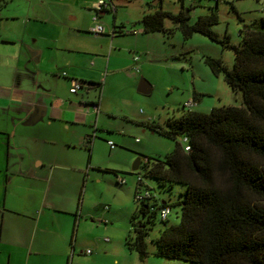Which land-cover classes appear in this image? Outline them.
Here are the masks:
<instances>
[{
    "label": "crops",
    "instance_id": "0c3cea01",
    "mask_svg": "<svg viewBox=\"0 0 264 264\" xmlns=\"http://www.w3.org/2000/svg\"><path fill=\"white\" fill-rule=\"evenodd\" d=\"M3 1L0 10V264H69L72 259V264H81L76 247L94 262L100 255L93 257L92 251L86 254L89 249L82 250L89 245L84 243L85 235L90 234L91 245L98 249L97 240L101 235L95 229H100L105 238L110 222L105 211L87 210L94 209L87 203L94 191L95 169L86 161V154L90 152L86 139L88 127H92L101 110L100 97L95 100L89 95L92 89L101 86L95 83V77L110 67L119 34L114 33V24L104 34L90 36L88 30L93 18L88 12V20L84 22L85 15L79 13L85 12V6L93 8L98 0ZM16 1L19 5L15 6ZM107 1L109 7L98 13L99 16L107 11L116 13L112 0ZM185 1L190 3L182 0V5ZM47 5L68 8L66 18L75 21V25L65 24L61 9L55 11ZM23 6L27 7L26 14L8 10ZM77 8L79 12L74 11ZM79 16L81 22H77ZM7 22L11 23L8 27L4 24ZM139 55L132 57L130 68L128 65L113 68L110 73L125 71L130 77H136L139 62L145 63L142 57L134 60ZM75 82L85 86L71 93ZM141 82L151 90L144 80ZM146 121L150 118L141 122ZM133 187L134 184L132 191ZM132 194L134 197V191ZM98 206L110 211L104 202ZM102 248L105 252L112 249L109 245Z\"/></svg>",
    "mask_w": 264,
    "mask_h": 264
},
{
    "label": "trees",
    "instance_id": "16d2710c",
    "mask_svg": "<svg viewBox=\"0 0 264 264\" xmlns=\"http://www.w3.org/2000/svg\"><path fill=\"white\" fill-rule=\"evenodd\" d=\"M199 1L182 5L178 13L163 10V0L155 6L147 2L156 10L143 15L142 33L166 32L168 19L185 39L198 33L220 42L233 53L232 67L212 57L205 62L214 75L223 76L232 91L241 93L242 101L208 113L183 110L163 125L141 123L174 142L164 159H154L152 164L149 157L141 159L144 176L164 190L175 184L186 187L178 203L180 223L161 231L154 240V255L193 264H264V15L244 25L238 32L239 44L234 45L213 31L219 22L214 9L188 23L189 12ZM3 4L0 0V10ZM125 31L133 34L131 29ZM86 142L91 143L89 136ZM136 176L134 202L138 207L130 216L125 245L144 261L149 254L148 231L157 219L167 221L168 216L162 219L160 214L166 208L170 213L171 207L143 182V176ZM143 185L149 196L135 200Z\"/></svg>",
    "mask_w": 264,
    "mask_h": 264
},
{
    "label": "rangeland",
    "instance_id": "374dc122",
    "mask_svg": "<svg viewBox=\"0 0 264 264\" xmlns=\"http://www.w3.org/2000/svg\"><path fill=\"white\" fill-rule=\"evenodd\" d=\"M14 4L19 5L17 1ZM112 4L117 8L116 13L107 11L99 16L90 6L83 7L85 12L79 13V15H85L84 22L88 20L86 16L88 12L92 18L97 17L106 31L111 30L114 24L117 31L119 28L124 29L122 34L117 35L116 51L110 67L103 69L95 77L97 81L95 83H100L101 86L92 89L89 95L95 100L100 97L101 110L97 118L93 120L92 127H88L91 143L87 142L90 152L86 154V161H89V165H93L95 169V183L92 185L94 187L93 193L91 192L92 199L87 203L88 207L94 209L87 210L105 211L106 219L110 222L108 223L110 230L105 234L108 238H105L110 242L106 243L104 234L99 232L100 229H95V233L101 235L96 236L100 241L97 240L98 249L91 245L92 240L88 233L85 235L84 243L87 242L89 245L82 250L89 249L93 252V257L99 253L98 259L96 258L93 262L89 259L90 256L80 254L78 247H76V254L81 264H193L154 255V240L160 236L161 231L180 223L178 203L186 187L175 184L171 190H164L155 180L144 176L146 168L143 166L137 171H132L136 159L141 161L144 157H149L152 164L154 159H164L174 148L172 140L166 139L140 123L150 118L149 122L163 125L167 119L180 116L183 110L208 113L212 108L239 105L242 101L241 93L232 91L225 83L223 76L214 75L205 62L206 57L221 59L230 69L233 53L224 48L220 42L198 33L185 39L168 19L164 24L166 32L141 34L140 21L143 15L154 12L156 8L150 6L145 0H112ZM189 4L185 1L186 7H189ZM47 6L54 8L55 11L57 8L61 9L64 23L75 25V21L66 18L68 8L57 5ZM181 6V2H174V0L162 2V9L172 13H178ZM210 9L216 10L219 17L218 24L212 27L219 39L224 40L228 37L231 44L238 45L239 30L264 15V0H201L191 8L188 23H194L198 16L207 14ZM8 10L10 13L11 11L27 13L26 6L9 7ZM74 11L79 12V9ZM79 18L77 22H81L82 18ZM4 24L8 27L11 23ZM16 26L19 25L16 24ZM130 27L136 28L139 33L133 35L127 33L125 30H130ZM0 33H2L1 27ZM90 36L100 35L90 33ZM94 47L99 49V45ZM136 54H140L138 59L139 57L145 59V63L139 62L140 70L135 72L136 77H130L125 71L110 73L113 68H123L127 65L130 68L132 57ZM141 80L150 86L149 93L139 92ZM108 141L113 143V149L108 146ZM137 173L143 176V182L154 190L155 195L171 207L167 221L161 222L157 219L149 229L146 238L149 254L144 261H141L136 253L129 251L125 245V239L130 231V216L138 207L132 194ZM118 178L125 179L126 185H118ZM132 184H134L133 191ZM103 202L110 206L109 212L108 209L100 206L96 208ZM98 215L99 213L95 216ZM108 245L112 249L105 252L102 247ZM72 262L73 259L69 260V264Z\"/></svg>",
    "mask_w": 264,
    "mask_h": 264
},
{
    "label": "built area",
    "instance_id": "2783aa9c",
    "mask_svg": "<svg viewBox=\"0 0 264 264\" xmlns=\"http://www.w3.org/2000/svg\"><path fill=\"white\" fill-rule=\"evenodd\" d=\"M128 1H131V0H128ZM148 1H153V0H148ZM190 1V4L194 1V0H189ZM109 7V4H108V1L107 0H98L97 3L93 6L94 10L95 11H101V10H106L107 8ZM92 27L91 29L89 30V32L93 35H101V34H104L105 33V28L104 26L98 22V19L97 17H93L92 19ZM133 34L139 32L137 30H131ZM138 57H134V60L137 61ZM65 75V74H63ZM83 86H85L84 84H80V83H73V86L71 87L70 89V92L71 93H75L78 89L82 88ZM95 111H97L98 107L95 105L93 106ZM183 142H186V139H183ZM108 145L110 146L111 149H113L114 145L112 142H108ZM188 146L185 147L186 150H188ZM139 180V178H137V181ZM119 185H123L125 183V179L123 178H118V182H117ZM149 196V191L145 188V185H143L139 191L136 193V196H135V200H141L143 199L144 197H148ZM107 209V208H106ZM169 215V209L166 208L164 210L161 211V218L162 219H165L167 216ZM105 240L107 241L108 239L105 238ZM91 251L90 250H87L86 251V254H90Z\"/></svg>",
    "mask_w": 264,
    "mask_h": 264
},
{
    "label": "water",
    "instance_id": "95a60500",
    "mask_svg": "<svg viewBox=\"0 0 264 264\" xmlns=\"http://www.w3.org/2000/svg\"><path fill=\"white\" fill-rule=\"evenodd\" d=\"M158 1L159 0H155L152 3L155 5V4L158 3ZM144 87H145L144 82H140L139 88H138L139 92L145 93V94L146 93H149L150 90L149 89H146ZM139 163H140V160L139 159H136L135 162H134V164H133V166H132V171H136L139 168Z\"/></svg>",
    "mask_w": 264,
    "mask_h": 264
},
{
    "label": "clouds",
    "instance_id": "9594fccd",
    "mask_svg": "<svg viewBox=\"0 0 264 264\" xmlns=\"http://www.w3.org/2000/svg\"><path fill=\"white\" fill-rule=\"evenodd\" d=\"M153 1H155V0H153ZM153 1H151V2H153ZM95 11V10H94Z\"/></svg>",
    "mask_w": 264,
    "mask_h": 264
}]
</instances>
